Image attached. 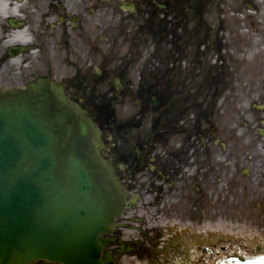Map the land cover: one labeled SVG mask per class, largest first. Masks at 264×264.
I'll use <instances>...</instances> for the list:
<instances>
[{
  "label": "flooded vegetation",
  "instance_id": "obj_1",
  "mask_svg": "<svg viewBox=\"0 0 264 264\" xmlns=\"http://www.w3.org/2000/svg\"><path fill=\"white\" fill-rule=\"evenodd\" d=\"M234 1L251 27L233 25L225 0H0V91L51 77L92 114L104 95L134 104L108 121L107 150L133 210L199 220L243 160L264 176V108L248 124L242 110L264 102V0Z\"/></svg>",
  "mask_w": 264,
  "mask_h": 264
},
{
  "label": "water",
  "instance_id": "obj_2",
  "mask_svg": "<svg viewBox=\"0 0 264 264\" xmlns=\"http://www.w3.org/2000/svg\"><path fill=\"white\" fill-rule=\"evenodd\" d=\"M97 146L86 114L47 84L0 96V264L112 263L100 239L125 204Z\"/></svg>",
  "mask_w": 264,
  "mask_h": 264
},
{
  "label": "rangeland",
  "instance_id": "obj_3",
  "mask_svg": "<svg viewBox=\"0 0 264 264\" xmlns=\"http://www.w3.org/2000/svg\"><path fill=\"white\" fill-rule=\"evenodd\" d=\"M244 211L248 215L249 221L254 220L253 224H256L258 227L263 226L262 224H264V218H262L263 217V213L261 211H258L256 209L249 210V211L244 210ZM242 214L244 215L243 211H242ZM255 214H257L259 216L255 215ZM226 216L227 217L236 218V208H234V207H226ZM235 220H237V218L233 219V221H235ZM238 220H240V222H242V223L249 222V221H247L244 218H242V220L238 218ZM144 229H146L148 232H151V230H153V229H160V228L158 227V223H156V222L154 223V220L150 219L149 222L144 226ZM161 231L165 235H166V232H169V231L164 232V230H162V229H161ZM231 240H232V237H226L225 236V241H228L230 243V242L233 241V240L232 241ZM133 262L134 261L131 258H126V259L122 260V262L119 261V264L120 263L121 264L122 263L123 264H133Z\"/></svg>",
  "mask_w": 264,
  "mask_h": 264
},
{
  "label": "bare ground",
  "instance_id": "obj_4",
  "mask_svg": "<svg viewBox=\"0 0 264 264\" xmlns=\"http://www.w3.org/2000/svg\"><path fill=\"white\" fill-rule=\"evenodd\" d=\"M192 258L191 257H189L188 259H187V261H189V260H191Z\"/></svg>",
  "mask_w": 264,
  "mask_h": 264
}]
</instances>
